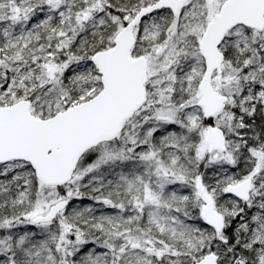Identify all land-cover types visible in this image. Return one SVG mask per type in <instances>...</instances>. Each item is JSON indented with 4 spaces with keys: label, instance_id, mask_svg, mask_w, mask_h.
I'll return each mask as SVG.
<instances>
[{
    "label": "snow or ice",
    "instance_id": "snow-or-ice-1",
    "mask_svg": "<svg viewBox=\"0 0 264 264\" xmlns=\"http://www.w3.org/2000/svg\"><path fill=\"white\" fill-rule=\"evenodd\" d=\"M0 264H264V0H0Z\"/></svg>",
    "mask_w": 264,
    "mask_h": 264
}]
</instances>
